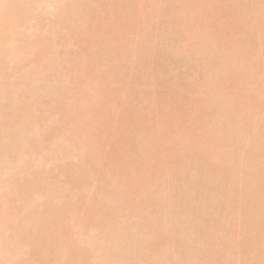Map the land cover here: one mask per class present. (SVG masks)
Returning a JSON list of instances; mask_svg holds the SVG:
<instances>
[{"label": "rangeland", "instance_id": "1", "mask_svg": "<svg viewBox=\"0 0 264 264\" xmlns=\"http://www.w3.org/2000/svg\"><path fill=\"white\" fill-rule=\"evenodd\" d=\"M222 1L224 0H76L72 7V0H47L50 2L49 6L47 3V6L43 5L35 11L36 19L19 25V30L23 32L21 35H25L27 40L36 37L48 40L47 55L55 62L65 59L64 63L67 60L66 63L70 62L75 68L86 69L91 66V71L94 66L97 69H109L112 73L115 69L113 66L109 67V63L113 59L118 60L124 55H128L130 59L129 65L122 72L124 79L120 90L112 83L111 77H105L96 87L104 90L100 92L102 99L115 97L124 89L126 98H123L124 101L120 100L123 105L117 112L118 115L110 107L109 114H104L91 126L92 137L83 147V155L63 157L57 167L44 156L43 162L33 167L35 170L39 168L46 171L49 183L66 189L61 199L62 204L56 202L54 206L59 205L60 211L68 209L58 219V223L67 228L66 236L70 237L69 240L73 239L77 231L76 218L70 219L71 214L87 219L90 224L96 221L120 222L126 224L125 227H130L135 223L136 219L130 217V211H125L121 206L123 216L118 217L116 211L109 212L107 203L97 191L103 186L101 180L104 177L109 180L114 175H126L133 170L140 172L149 154L153 158L154 170L152 173H145L140 184L141 193L153 182L162 183L158 188H163L166 180L161 182L158 179L159 172L163 171L165 164L171 167L176 161L177 169L192 171V175L188 173L191 176H177L180 173L183 175L184 172L180 171L177 175L171 174L168 177L170 181H179L180 184L176 185H187V189L197 187L194 193L186 192L193 196H197L200 191L203 193V190L206 194L211 192L206 203L212 209L219 208V215H215V212L204 215L197 212L191 223L184 227L193 231L198 229L199 221L207 224L225 221V227L228 221L227 228L223 227L220 232L221 242L216 245H210L211 232L205 236V230L203 233L200 228L199 231L203 234L197 236L199 231L194 230L197 237L195 240L202 235L203 240L199 244H207L209 241L208 245L204 244L200 248V259L206 260V264H264V98L259 104L252 102L249 97H235L232 102L228 92L232 88L237 89L232 82L222 86L218 83L213 92L206 86L209 67L221 79L230 70L236 71L237 63H241L239 68L245 74L257 77L247 82L248 91L255 88L257 81L263 82L264 0H232L228 5H223ZM74 6L76 10H72ZM183 22L188 23L189 39L185 40L180 54L173 56L169 50L178 44ZM170 27L180 35H174ZM144 36H148L149 46L154 45L156 54L143 61L141 53L135 54V57L131 53ZM181 43L182 41L179 46ZM238 50L242 52L240 55ZM246 54L259 55L257 61H260V65L256 70L251 69L252 63L247 61ZM53 74L56 76L55 72ZM15 75H19V78H12ZM15 75L9 81L2 80L6 89L11 87L12 82L16 85L24 73ZM99 75L98 71L95 72V76ZM53 80L54 78H50V81H44L49 84L47 90L50 85L53 87ZM14 85L12 86L16 87ZM34 85L29 86V89ZM42 86L45 83H39L38 91L34 90L40 93H37L40 98L41 90L44 89ZM65 86L67 90L85 88L84 96L87 99H90L87 96L92 97V92L97 91L92 86L87 89L86 86L83 88L71 83ZM54 88L52 93L56 90ZM45 91L44 93L47 92ZM48 91L51 93V90ZM77 92L79 90L75 91ZM49 93L41 101L36 95L34 98L45 106L40 105L42 110L50 108L52 112L47 110L43 113L37 106L38 111H41L44 119L48 113L53 114L59 108L56 113L59 114L60 111L61 115L53 118H62L61 104L58 103L60 107H56L55 94L50 97ZM206 95L210 96L209 101ZM67 97H70L69 94ZM75 104L78 105L76 102ZM52 125L54 124L49 126ZM161 126L169 132L171 138L165 142H156L154 135ZM59 127L58 132L59 129L61 132L66 131L64 127ZM52 133L51 131V135ZM181 142L186 146L180 145L178 148ZM177 150V159L172 158L173 152ZM195 159H202L206 168L203 163L194 162ZM90 172L93 173L92 176L87 175ZM72 173L74 179L70 182ZM173 187L175 188L174 185ZM156 191L160 190L156 188ZM171 194L175 196L176 193ZM141 198L142 196L133 195L130 203L124 207H137L135 204ZM187 205L186 202L185 207ZM58 210L53 211V217ZM55 228L51 227L50 231ZM30 229L27 231L31 235ZM26 242L25 239L20 240L17 249L18 257L28 264H37V254L46 257V264H78L72 253H63L62 249H57V244L46 243L44 240L46 250L44 244H35L31 246L32 250L27 251L23 247Z\"/></svg>", "mask_w": 264, "mask_h": 264}, {"label": "bare ground", "instance_id": "2", "mask_svg": "<svg viewBox=\"0 0 264 264\" xmlns=\"http://www.w3.org/2000/svg\"><path fill=\"white\" fill-rule=\"evenodd\" d=\"M230 1L233 2L232 0H224L222 4L225 5L227 3L228 5L231 3ZM49 3L47 0H0V264H28L26 260L18 257L19 249H17V245L23 239L27 241L23 245L27 251L32 250V245H45L44 240L46 243L57 244V249H62L63 253H72L76 257L75 261L78 264H206V260L198 257L200 248L204 247L205 243L203 245L199 244L203 240L201 239L202 235L195 240L197 237L194 230L203 229V233L205 230V236L211 232L210 245H216L221 242L220 232L223 230L225 221H217L216 224H207L199 221L197 223L198 229L193 231L184 227L191 223L194 214H197V212H201L202 215L215 212V215H219V208L212 209L206 203L210 199L211 192L206 194L205 190H203L204 194L200 191L201 193L197 196H193L186 192L194 193L197 187L194 186V189L190 187L187 189V185H176L180 184L179 181L175 183L174 180L175 184L170 181L168 177L171 174L177 175L181 171L176 168V161L172 163L171 167L165 164L163 171L159 172L160 177L158 179L161 182L166 180L163 183L164 185L166 184L164 186L166 188L160 186L162 190L158 188L159 184L161 185L162 183L153 182L142 193L140 192L142 190L140 184L143 182L145 173H152V170H154V167H152L154 166L153 158L149 154L146 156L144 160L145 166L140 172L137 173L133 170L126 175H114L109 180L105 179V177L101 180L103 186L97 192L102 195L103 200L107 203L109 212L116 211L117 216L121 217L123 216L121 207L125 211L129 210L130 217L134 220L136 219L132 226L125 227L126 224L123 225L120 222L105 223L101 221L90 224L87 219L71 214L70 219L75 220L76 218L77 231L73 239L69 240L68 238L70 237L66 236L67 228L58 223V219L61 216L63 217L68 209L65 208L60 211L58 210L59 205L54 206V203L59 202L62 204L61 199L66 189L55 187L49 183L46 171L44 172L39 168L35 170L33 167L41 164L46 156V159L55 163L57 167V163L61 158L77 156L83 153V147L90 142L92 137L91 126L104 114L108 115L110 107H113L112 110L117 114L123 105L120 100L126 98V89H124L117 93L115 97L102 99L100 92H104V90L96 87L99 86L105 77H111L112 83L120 90L124 79L122 72L129 65L130 59L128 55H124L118 60H116L117 58L113 59L109 63V67L113 66L115 69H113L115 72L112 73L109 69H97L94 66L91 71V66L86 69L75 68L73 67L74 65L69 64L70 62L66 63L67 60L64 63L65 59L61 60V62L52 61L47 55L49 43L46 38L36 37L27 40L25 35H23L24 37L21 35L23 32L19 30L21 23L36 19L35 11L45 4L49 6ZM70 4L73 7L76 4V0H72ZM72 10H76L75 6ZM182 26L181 36H179V32H173V28L170 27L173 34H177L180 37L179 42L182 41L180 46L178 42L172 49L170 47V50L165 47L167 50L172 51L170 53L173 56L180 54L185 40L189 39L188 23L183 22ZM184 35L186 36L185 38ZM149 44L148 36L141 38L139 46L131 53L132 56L135 57V54L141 53L143 61L146 58L155 57V47L154 45L149 46ZM238 52V55L242 53L240 50ZM246 58L247 61L252 63V70H256L260 65V61H257L259 58L258 54H246ZM71 63L75 64L74 62ZM239 67H241V63H237V66L235 65L236 71L230 70L221 79L209 67L206 81L207 88L213 92L218 83L222 86L224 83L232 82L237 87V89L232 88L228 92L232 102L235 97L246 99L249 97L252 102L261 103L264 98V80L263 82L257 81L256 84L259 86L255 84V88L252 91H248L246 89L247 82L249 79H257V77L256 75L245 74ZM97 71L100 73L99 76H95ZM259 71L262 72V70ZM21 72L24 75L20 78L22 80H18V82L20 81L19 83L17 82L18 85L17 83L14 85L12 82V85L16 87L11 85L9 89H6L3 86V81H9L11 76ZM54 72L56 76L53 74ZM14 77L19 78V75H15L12 78ZM50 78H54L53 82L56 86L54 88V83L53 87L50 85L48 90H51V93L47 90L49 84L44 82L50 81ZM81 81H83L82 84ZM37 82L45 83V86H42L44 89L41 90L39 88V92L41 90L43 94H41V98L37 96L40 93L34 91L35 89L38 91L37 86H39V83ZM35 83L36 86L34 85ZM69 83L83 88L86 86V89L92 86L97 91L95 93L92 92L93 96H87L90 98L87 99L86 95L84 96L85 88L82 90L73 88V90L69 87L71 88L68 89L70 93H67L68 90L65 85ZM31 85L34 86L29 89ZM124 86L126 87L125 84ZM152 87H154V83H152ZM45 88L50 97L55 94L54 102L57 104L54 103L55 106L60 107L58 103L61 104L62 118L55 119L61 115L60 111H58L59 114L56 113L59 108H55L56 110L53 114L48 113L51 111L50 108L42 110L41 107L45 106H42V103L38 101H41L43 96H48ZM52 88L59 89V91L54 90V93H52ZM78 90V94L75 93ZM62 91L67 96L69 94L70 97L65 96ZM35 95L40 99L36 100V97L34 98ZM74 95L76 96L74 97ZM206 98L208 101L210 100L209 95H206ZM79 104L80 107H77ZM262 104L264 106L263 102ZM37 106L41 109L37 108ZM38 109L42 112L48 110L46 113L49 115L47 114L46 118L44 116V119L49 122L47 125L46 120L42 118L43 114L41 116V111H38ZM54 116L55 118H53ZM42 121L43 124L45 122L44 125L47 127L42 124ZM50 123L54 125L49 126L51 125ZM62 123H65L66 127ZM57 125L60 127L62 125L64 128H61L66 131L61 129L65 131L61 132L59 129L58 132ZM54 127H57L55 128L56 130ZM67 127L68 129H66ZM49 129L53 132L52 135L51 131H48ZM156 132L157 134L154 135L157 139L156 142H165L171 138L169 132L164 130L163 126L157 128ZM180 145L186 146L185 143L181 142L178 148ZM178 151L173 152L172 158L176 157L177 159ZM194 162H201L203 167L206 168L202 159H195ZM188 173L192 175V171L189 172L188 170L185 173L186 176L181 175V173L177 176H191ZM95 174H98L97 171H95ZM87 175L92 176L93 173L90 172ZM164 177L167 178L164 179ZM73 179L74 175L72 173L69 181L72 182ZM169 181L172 185H169ZM173 185L175 188H172ZM156 188L160 191H156ZM171 189H175V191H170ZM172 192L176 193L175 196L171 194ZM133 195H139L142 198L136 202L135 205L137 207L126 209L124 206L130 203V198ZM45 201H48V203ZM181 201H184V203ZM256 201L255 199V203ZM186 202L188 205L185 207ZM114 208L116 209L114 210ZM55 210H58V213L53 217V211ZM93 220H96L95 216ZM206 224L209 226L208 228ZM226 224L225 227L228 226ZM51 227L56 228L50 231ZM28 228L32 230L31 235L27 231ZM200 233L201 231L197 232V236ZM28 240L31 241L28 242ZM208 242L205 245H208ZM193 243H195V246H193ZM44 250H46V245ZM45 258L37 254L35 262L37 264H46ZM208 264L216 263L211 262Z\"/></svg>", "mask_w": 264, "mask_h": 264}]
</instances>
